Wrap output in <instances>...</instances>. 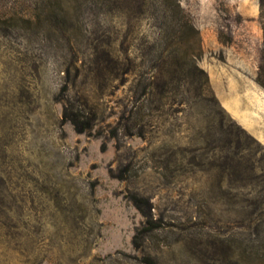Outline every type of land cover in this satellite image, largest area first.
Listing matches in <instances>:
<instances>
[{"label": "rangeland", "instance_id": "1", "mask_svg": "<svg viewBox=\"0 0 264 264\" xmlns=\"http://www.w3.org/2000/svg\"><path fill=\"white\" fill-rule=\"evenodd\" d=\"M112 1L0 0V264H264L260 0Z\"/></svg>", "mask_w": 264, "mask_h": 264}, {"label": "trees", "instance_id": "2", "mask_svg": "<svg viewBox=\"0 0 264 264\" xmlns=\"http://www.w3.org/2000/svg\"><path fill=\"white\" fill-rule=\"evenodd\" d=\"M20 0H8V2H17ZM117 4H119L120 7L123 8V10H126L128 12H134V14L137 12L140 15L145 13L146 7L148 6V0H113ZM112 1V2H113ZM262 11L264 13V0H260ZM159 6L165 13V23H163L161 29V35L163 32H167L169 34H173L174 36H177L181 41L185 43L186 46L189 47V49L196 48L200 42V32L198 28L196 27L193 18L190 13H188L185 8H183L180 0H159ZM16 15H6L5 18H8L10 20L15 19ZM163 28H167L165 31ZM175 45V42H172V46ZM171 46V45H170ZM188 65V61L186 62ZM186 72V76L184 75V79L186 80L188 78ZM190 74V73H189ZM172 81V79H171ZM258 82L264 87V51L261 59V65H260V73L258 76ZM168 84V82L166 83ZM201 90H205L204 87H202ZM64 92L68 91L67 87H64ZM151 95V91H147L145 93V96ZM66 101L64 112H63V121L64 122H70L74 127L75 130L78 133H85L92 129L95 117L92 116V110L89 108L88 104L82 103L79 106H77V110L73 111L71 110V107L73 105L70 103L69 105ZM85 117L87 122L82 123L81 118ZM85 124V125H84ZM232 162L236 161V158H229ZM116 178L123 179L121 176H117ZM94 186L92 187V191L94 190ZM131 201L134 203V205L138 208V210L147 217V224L150 226L143 227L140 231L142 234H147L151 231H153L156 227H152L153 220H150L148 218V215L145 213L140 201H138L135 198H131Z\"/></svg>", "mask_w": 264, "mask_h": 264}]
</instances>
